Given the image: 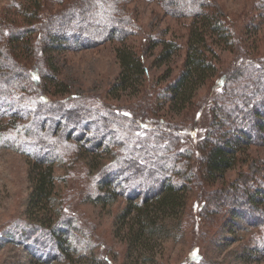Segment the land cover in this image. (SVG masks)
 I'll return each mask as SVG.
<instances>
[{
	"label": "rangeland",
	"instance_id": "rangeland-1",
	"mask_svg": "<svg viewBox=\"0 0 264 264\" xmlns=\"http://www.w3.org/2000/svg\"><path fill=\"white\" fill-rule=\"evenodd\" d=\"M21 1L0 0V53H9L15 57L16 54H21L11 44L6 31L18 23L26 25V22L19 21L22 17L17 5ZM38 1L40 6L37 20L35 18L31 23L34 25L31 35L33 60H24V56L18 57V62L29 64L28 68H32L31 75L26 70L27 77L11 82L2 81L1 88H8L18 95L17 100L27 102L33 107L36 105L37 109L48 101L59 105L69 101L76 103L80 98L72 100L73 98L83 97L81 103L84 102L90 109H97L101 113L126 112L127 117H146L144 120L149 124H156L159 131L176 135L178 151L191 149L194 155L197 153V143L204 137L212 115L210 109L214 101L211 102L210 93L218 85L222 75L234 66L242 68L246 61L241 57L243 54L256 62L264 63V0ZM95 2H99L103 12L97 10L99 17L89 25L102 28L105 24L102 18L104 11H114L120 16V25L130 30L123 43L137 53L147 70L143 84L139 86L140 91L138 87L136 89L138 92L118 90L109 93L122 71L116 56L121 42L116 38L105 40L101 44L52 53L55 72L46 70L50 68L49 62H43L44 54L41 56L40 50L49 22L55 17L64 20L69 15V9L77 6L90 12L93 5L97 6ZM201 3H207V6L199 7ZM64 4L71 7L63 9L66 8ZM202 9L215 10L222 15L234 38L235 51L225 50L221 46L214 47L219 58L216 61L215 77L195 91V97L186 109L176 111L169 104L163 106V102L157 99L161 89L181 70L189 27L195 20L193 15ZM88 15L78 20L85 28L88 26L85 21H90ZM162 38L175 41L179 50L167 63L158 65L154 59L160 46L151 48V42ZM255 65L250 62V66ZM46 72L51 76L55 75V78L49 80L45 77ZM226 88L224 86L223 90ZM153 109L155 112L151 111ZM2 110H5L3 104L0 105V111ZM18 113L24 119L27 117L24 109ZM45 114L51 117L52 123L53 117L58 119L61 126L66 121L63 111ZM2 115H7L6 110ZM4 117L0 120V128L3 129L0 133L10 132L9 125L2 122L8 116ZM45 118L39 116L37 122ZM161 122L163 124L159 125ZM62 127L68 128L66 123ZM109 129L110 127H106L104 131ZM57 134L59 145L62 146L66 134L62 129ZM262 139L246 149L239 163L228 170L223 179H219L212 186L205 184L203 196L198 186L191 187L188 193L190 200L180 220L165 221L168 237L161 241L138 243L136 250L129 255L126 252L131 244L129 227L132 221H125L122 228V223L115 222L125 207V200L118 197L115 202L105 205L92 202L90 199L97 192L94 183L96 174L94 176L92 171L96 160L93 161V156L84 155L82 152L66 155L62 152L61 157L64 158L54 165V175L59 178L56 182L55 198L58 203L63 202L60 212L74 219L75 226L70 237L72 248L65 258L55 252L50 245L52 242H40L41 248L30 247L25 243L24 233L31 226H35V221L39 218L42 221L47 220L42 210L36 211L37 215L34 217L27 208L33 187L32 177L29 175L33 161L17 147L0 145V264H32L35 258H39L42 264H264V201L259 209H255L246 202L241 191L245 187H250L251 190L264 188V136ZM131 159L135 164V159ZM109 160L103 162L102 166ZM191 165L196 166L195 159L191 161ZM230 184L235 185V190L239 188L232 197L236 202L233 205L250 220L255 216L259 218L261 221L257 223L262 225L256 226L258 228L250 227L247 221L242 223L236 218L231 219L227 205L223 204V199L229 198L224 189ZM219 189L223 192L216 196V201L212 199L213 204H219V209L209 207L210 204L207 206L204 196L212 198L215 195L213 192ZM47 248L52 249L53 253L45 252Z\"/></svg>",
	"mask_w": 264,
	"mask_h": 264
},
{
	"label": "trees",
	"instance_id": "trees-1",
	"mask_svg": "<svg viewBox=\"0 0 264 264\" xmlns=\"http://www.w3.org/2000/svg\"><path fill=\"white\" fill-rule=\"evenodd\" d=\"M95 3L97 6L93 5L90 12L77 6L69 9V15H66L64 20L55 17L49 22L40 50V55L44 54L43 62L45 64L49 62L52 68L50 70L48 67L49 69L46 70L55 72L52 53L101 44L105 40L116 38L121 42V48L117 49L116 56L122 71L109 93L118 90L138 92L147 70L137 53L123 43L130 30L120 25L121 20L118 18L120 16L114 11H104L102 18L105 24L102 28L89 25L99 17L97 10L103 12L99 2ZM39 6L38 0H22L21 4L17 5V9L21 11L22 17L19 21L26 22V25L18 23L6 31L11 44L16 47L15 50L28 61L33 60L31 35L34 25L31 23L33 19L37 20ZM205 6L207 3H201L199 7ZM64 7L66 8L63 9H68L71 6L64 4ZM85 14L90 16V21H85L88 24L86 28L78 23V20L85 18ZM193 16L195 20L189 27L182 68L173 80L161 89L157 99L163 102V106L169 104L176 111L186 109L192 103L195 91L215 77L216 61H219V58L214 47L221 46L225 50L235 51L234 38L229 25L219 12L202 9ZM74 22L78 24L75 25ZM71 25L74 27L70 28ZM151 46V48L160 46L154 59L155 64L158 65L167 63L179 50V45L175 41L163 38L153 40ZM20 56L0 53V85L2 81L11 82L26 76V70L31 75L32 68H28L29 64L18 62ZM241 57L246 60L242 68L234 66L228 73H224L218 85L216 84L210 93L211 102L214 101L210 109L212 115L204 137L197 143L195 155L191 149L178 151L176 135L159 131L156 124H149L144 120L146 117L131 118V116L127 117L126 112H122L123 115L121 112L101 113L97 109H90L84 102L81 103L83 97L73 98L72 100L80 98L76 103L69 101L59 105L48 101L37 109L36 105L33 107L27 102L17 100L16 93L8 88L3 90L0 86V105L3 104L7 114L2 115L5 110L0 111V120L8 116L2 122L10 128V132L0 133V145L17 147L33 161L29 171L33 187L27 208L30 215L35 217L36 211L42 210L47 218L45 221L39 218L35 221V226H31L24 233L25 243L30 247L41 248L40 242L46 241V244L48 241L52 242L50 245L54 247L55 252H59L64 258L71 251L70 237L75 231L74 219L60 212L63 202L58 203L55 198L56 182L59 178L54 175V165L64 158L61 157L62 152L65 155L82 152L84 155L93 156V161L96 160L92 171L94 176L96 174L94 183L97 192L93 195L94 198L90 199L92 202L105 205L115 202L118 197L125 200V207L115 222L122 223L120 225L122 228L125 221H132L129 227L132 232H130L131 244L127 248V255L136 250L138 243L161 241L168 237L165 221L180 220L187 209L191 187L198 186L203 196L205 184L212 186L219 179H223L225 173L239 163L242 154L249 146L263 140L264 63L247 58L245 54ZM250 62L256 65L250 66ZM45 77L51 80L55 75L51 76L46 72ZM159 80L161 81L162 78ZM224 86L227 87L226 90H223ZM14 101L19 103H12ZM63 105L65 106L62 107ZM21 109L27 112L25 119L18 113ZM154 110L151 111L155 112ZM57 111H63L68 128H63L65 123L61 126L56 117H53L52 123L51 117L45 114ZM39 116L46 118L37 122ZM140 120L144 121L140 122ZM161 124L163 122L159 125ZM106 127L110 129L104 131ZM61 129L66 134L62 146L59 145L57 134ZM2 130L0 128V132ZM131 158L135 159V164L131 162ZM107 159H110L109 162L102 166ZM194 159L196 166L191 165ZM234 188V184L226 187L224 191L229 198L223 199L231 219L236 218L242 223L247 221V225L253 228L264 224H258L257 222L261 220L256 216L250 217V220L246 215L241 214V211H237L233 205L236 203L235 199L232 197L239 188L236 190ZM251 189L245 187L241 191L246 202L259 209L261 202L264 201V188ZM220 190L222 189L213 192L215 197L204 196L207 206L210 204L209 207L219 209V204H213L212 199L215 200L216 196L223 192ZM48 251L53 253L50 248L45 250ZM34 260L32 264H42L39 258Z\"/></svg>",
	"mask_w": 264,
	"mask_h": 264
}]
</instances>
